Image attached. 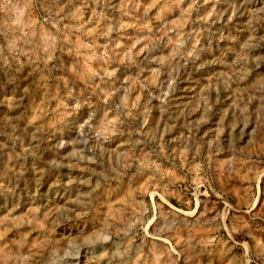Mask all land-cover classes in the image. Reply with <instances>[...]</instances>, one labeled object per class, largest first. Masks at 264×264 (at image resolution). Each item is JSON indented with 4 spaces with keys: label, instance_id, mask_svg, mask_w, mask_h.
Masks as SVG:
<instances>
[{
    "label": "clouds",
    "instance_id": "obj_1",
    "mask_svg": "<svg viewBox=\"0 0 264 264\" xmlns=\"http://www.w3.org/2000/svg\"><path fill=\"white\" fill-rule=\"evenodd\" d=\"M0 92V264H264L223 189L170 204L264 177V0H0Z\"/></svg>",
    "mask_w": 264,
    "mask_h": 264
},
{
    "label": "rangeland",
    "instance_id": "obj_2",
    "mask_svg": "<svg viewBox=\"0 0 264 264\" xmlns=\"http://www.w3.org/2000/svg\"><path fill=\"white\" fill-rule=\"evenodd\" d=\"M205 7H210V5H206ZM220 7H223L221 5ZM235 23V21H233ZM231 26V25H229ZM216 27H220L217 25ZM223 41H214L213 42V50H210L208 53L209 58H211L214 47L216 45H223ZM191 65L189 68L191 69ZM216 65L210 64L207 69L199 70L194 69L192 70V76L186 81H182V99L184 103H187V98L192 97L195 95L197 88H196V81L203 77V82H207V76L205 72L210 71L211 69L215 68ZM11 92H0V112H8L11 109L8 107L7 103H4L6 96H10ZM46 155H49L46 153ZM4 159L6 160L7 157L5 156ZM257 160H264V156H257ZM250 167V163H246L244 165V169L241 173L236 175L235 179H229L226 183L225 176L223 173H217L215 176V185L216 191H209L202 195L199 199L201 201H207V204L199 203L193 201L189 204L187 199L183 197H175L173 196L170 198V204L175 206V208H180L183 211H187L189 207H192L197 215H201L204 217H211L214 216L218 209L223 208V203L221 200L220 190L223 189L227 193V197L229 198L230 202L234 205L236 209V217L243 220L246 224L251 221V225L253 227H261L264 228V177L260 179H254L251 172L247 171L246 169ZM27 178L23 183H27ZM143 187V185H141ZM204 189H201L203 192ZM147 200L154 205H163L164 211H169V204H164L159 197H153L151 195L146 197ZM0 204H5V200L3 197H0ZM249 205H251V212L249 211ZM173 208L172 210H175ZM242 214H241V211ZM229 218H232V213H229ZM227 223V221H225ZM201 234H203L204 230H200ZM221 231H223L221 229ZM240 237H237L239 239ZM175 246L177 249L181 246L178 241H172L168 245L169 247ZM212 255V253H209ZM217 257L220 255L219 253L215 254ZM180 264H185V260L180 258ZM189 264H193L192 261H189ZM200 264H206V260H201ZM215 264H219V260L215 262Z\"/></svg>",
    "mask_w": 264,
    "mask_h": 264
}]
</instances>
